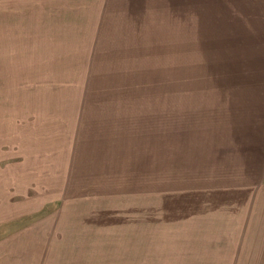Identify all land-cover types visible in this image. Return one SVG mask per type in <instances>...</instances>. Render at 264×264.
Listing matches in <instances>:
<instances>
[{"label":"rangeland","instance_id":"obj_1","mask_svg":"<svg viewBox=\"0 0 264 264\" xmlns=\"http://www.w3.org/2000/svg\"><path fill=\"white\" fill-rule=\"evenodd\" d=\"M261 114L264 0H0V264H264Z\"/></svg>","mask_w":264,"mask_h":264},{"label":"crops","instance_id":"obj_2","mask_svg":"<svg viewBox=\"0 0 264 264\" xmlns=\"http://www.w3.org/2000/svg\"><path fill=\"white\" fill-rule=\"evenodd\" d=\"M264 118V115H260ZM261 131L260 138L253 139L250 141L248 146H246L247 139L242 141V144L235 148V152L231 154V159L226 158L225 163L220 164L218 167H224L226 175L224 176V183L231 182L235 187L237 184V178L240 181L239 187H244L246 180H243V177L246 175L251 178L249 179L248 185L253 186L256 184L264 186V125L261 128H258ZM257 135V134H256ZM255 135V136H256ZM251 136L254 137V134L251 133ZM235 155V156H233ZM222 176V173L219 174V177ZM256 178L254 181L253 178ZM231 179V181L229 180ZM234 181V183L232 182ZM231 185V186H232Z\"/></svg>","mask_w":264,"mask_h":264}]
</instances>
